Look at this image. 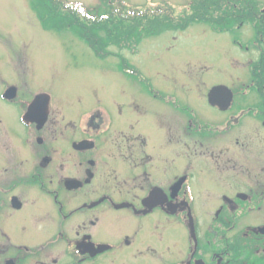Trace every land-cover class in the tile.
I'll return each instance as SVG.
<instances>
[{"label":"flooded vegetation","instance_id":"af4514ba","mask_svg":"<svg viewBox=\"0 0 264 264\" xmlns=\"http://www.w3.org/2000/svg\"><path fill=\"white\" fill-rule=\"evenodd\" d=\"M249 2L248 84L226 107L208 100L223 83L181 99L130 67L142 95L77 110L0 57V264H264V226L240 223L264 201V0Z\"/></svg>","mask_w":264,"mask_h":264},{"label":"rangeland","instance_id":"374dc122","mask_svg":"<svg viewBox=\"0 0 264 264\" xmlns=\"http://www.w3.org/2000/svg\"><path fill=\"white\" fill-rule=\"evenodd\" d=\"M63 1L79 2L92 9L102 5V0ZM109 1L132 7H173L175 17L179 14H188L187 18H194V14H197L195 17L202 16V12L196 13L191 7L192 0ZM208 1L214 4L208 6L213 17H231L232 21L229 24L221 21L212 26L205 21H194L186 23L184 29L165 28L154 35L143 34L138 41L122 37L121 47L109 44L105 48L108 54L105 57L99 54L100 57L75 32L63 29L56 33L42 27L29 0H0V57L13 58L22 64V75L33 82H41L54 100L61 99L62 106L73 105L77 110L84 109L97 98L108 101L111 97L121 96L123 90L142 95V87L124 74V69L130 67L149 80L154 88L163 93L170 90V96L181 99L187 91L195 96L204 93L205 83H223L236 91L241 82L248 84L250 66L247 59L251 52L245 46L251 36L249 26L254 27L257 23L246 15L249 0H231L244 8L240 15H236L232 3L231 7L225 8L224 0ZM103 33L101 30L100 35ZM6 49L11 52L9 55ZM122 60L126 66H121ZM194 76L201 78L195 82ZM236 76L239 79L236 80ZM196 107L202 108V105ZM201 111L208 113L204 108ZM254 166L251 169L256 173L254 178L262 185L264 174L256 168L258 164ZM245 219L240 220L241 228L249 222L253 226H264V201L260 209Z\"/></svg>","mask_w":264,"mask_h":264},{"label":"trees","instance_id":"16d2710c","mask_svg":"<svg viewBox=\"0 0 264 264\" xmlns=\"http://www.w3.org/2000/svg\"><path fill=\"white\" fill-rule=\"evenodd\" d=\"M29 2L30 8L46 30L58 33L63 29H69L78 34L96 55L102 54L103 57L108 54L105 48L109 44L122 46L120 40L122 37L134 38L138 41L143 34L154 35L165 28L184 29L186 23L194 21H205L211 26L220 24L221 21L227 24L232 21L231 17L225 19L220 16L213 17L208 6L214 4L208 0H192L193 10L196 13L202 12L200 17H195L197 14H194V18H187L188 14H179L175 17L173 7L170 9L161 6L132 7L112 3L109 0H102V5L94 9L85 8L81 3H68L63 0H29ZM223 5L225 8L231 7V0H224ZM144 22L149 24L144 26ZM101 30L104 31L103 37L100 35ZM121 66H125L123 60Z\"/></svg>","mask_w":264,"mask_h":264},{"label":"water","instance_id":"95a60500","mask_svg":"<svg viewBox=\"0 0 264 264\" xmlns=\"http://www.w3.org/2000/svg\"><path fill=\"white\" fill-rule=\"evenodd\" d=\"M219 93H223L224 94L222 96L223 103H224L222 107H226V105H228L227 104L228 103V99L230 98V90L227 87H225V86L218 85V86L212 87L210 89V91L208 92V100L213 105H215V104L219 105L221 103L220 102Z\"/></svg>","mask_w":264,"mask_h":264}]
</instances>
